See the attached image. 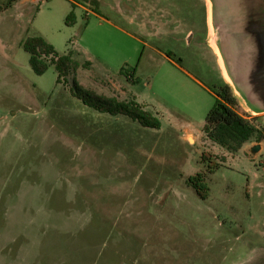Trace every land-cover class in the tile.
Masks as SVG:
<instances>
[{
	"label": "rangeland",
	"instance_id": "374dc122",
	"mask_svg": "<svg viewBox=\"0 0 264 264\" xmlns=\"http://www.w3.org/2000/svg\"><path fill=\"white\" fill-rule=\"evenodd\" d=\"M101 1L108 21L93 0H16L0 11V264H264V139L229 153L203 132L227 85L207 0H168L192 27L182 49L131 21L145 0ZM36 36L91 66L62 83L53 64L35 74L24 43ZM160 45L178 51L177 65ZM75 78L137 101L160 127L85 105ZM238 102L264 136V114ZM199 173L206 198L189 184Z\"/></svg>",
	"mask_w": 264,
	"mask_h": 264
},
{
	"label": "trees",
	"instance_id": "16d2710c",
	"mask_svg": "<svg viewBox=\"0 0 264 264\" xmlns=\"http://www.w3.org/2000/svg\"><path fill=\"white\" fill-rule=\"evenodd\" d=\"M16 0L2 6L0 11L9 9ZM96 12L98 10L96 9ZM76 21L74 11L67 18L69 25ZM24 50L29 54V63L33 72L37 75L45 74L50 65H55L59 79L58 82H66L67 77L76 73L80 67L88 68L91 63L80 64L73 58L72 53L59 55L53 45L41 36L29 38L24 43ZM171 56V54H169ZM72 93L85 105L102 113L111 115H125L139 122L147 128H159V120L146 112L137 101H119L116 97L98 95L85 89L75 78ZM238 99L233 94L229 85H225L216 93V101L207 115L203 132L208 140L218 145L229 153H237L254 139L261 143L264 139L260 128L256 126L247 115L238 112ZM256 118V117H254ZM189 184L203 196H208L209 187L205 181V175L199 173L190 177Z\"/></svg>",
	"mask_w": 264,
	"mask_h": 264
},
{
	"label": "water",
	"instance_id": "95a60500",
	"mask_svg": "<svg viewBox=\"0 0 264 264\" xmlns=\"http://www.w3.org/2000/svg\"><path fill=\"white\" fill-rule=\"evenodd\" d=\"M207 4L209 37L212 33L227 85L249 111L264 114V0H207ZM260 149L259 144L252 153Z\"/></svg>",
	"mask_w": 264,
	"mask_h": 264
},
{
	"label": "crops",
	"instance_id": "0c3cea01",
	"mask_svg": "<svg viewBox=\"0 0 264 264\" xmlns=\"http://www.w3.org/2000/svg\"><path fill=\"white\" fill-rule=\"evenodd\" d=\"M173 2V0H170ZM177 1V0H176ZM94 3H92V9L93 12L101 19L104 21H108L110 19L106 18L105 15H103L101 13V5L100 2H102L101 0H93ZM119 4L117 5H126L121 4L122 1H118ZM103 3V2H102ZM75 8H80L82 11H85L89 14V11L84 8L83 6H79L76 3H73ZM139 16L136 15L135 20L131 19V21L135 23V21H139V26L141 29H148V30H155L156 34L160 35V36H165L166 38H171L173 39V43L177 44L178 48L180 47H184L187 43V35L189 34V32H193L192 31V27L189 21L188 16L185 19H178L177 15L172 11V9L175 7V5L170 4L168 0H159L153 3L152 1L149 0H145L143 1L140 5H139ZM124 7V6H123ZM118 8L119 11H121V13H125L127 12V8L126 9H122ZM96 9L98 10V12H96ZM76 9H74V13H75V18L77 22V14H76ZM157 12V13H156ZM127 19V13L124 16V19ZM111 23V22H110ZM115 27H117L116 29L119 31H122L124 33L127 34V29L125 27H121L120 25H116ZM143 40V39H142ZM144 41V40H143ZM191 41H189L188 43H190ZM172 43V44H173ZM144 44H146V41H144ZM167 44V43H165ZM161 46L164 45H160L159 47L155 48L156 53L160 54L164 59L168 60L169 63H173L176 64L173 60L172 57L169 54H173V56L178 55V51L174 48V47H167L166 49H162ZM180 48V49H182ZM180 49H179V54H180ZM166 54H165V53ZM168 52V53H167ZM171 54V55H172ZM181 57V56H180ZM184 58V57H182ZM177 65V64H176ZM91 66V65H90ZM182 66V65H180ZM104 95V94H103ZM107 97H109L108 95H105Z\"/></svg>",
	"mask_w": 264,
	"mask_h": 264
},
{
	"label": "bare ground",
	"instance_id": "6f19581e",
	"mask_svg": "<svg viewBox=\"0 0 264 264\" xmlns=\"http://www.w3.org/2000/svg\"><path fill=\"white\" fill-rule=\"evenodd\" d=\"M212 32V31H211ZM209 43H210V46L214 49H216L215 47V39L213 38V35L212 33H210V37H209Z\"/></svg>",
	"mask_w": 264,
	"mask_h": 264
}]
</instances>
